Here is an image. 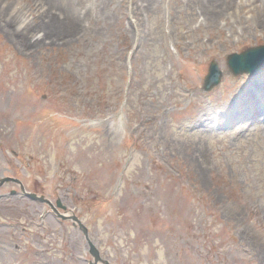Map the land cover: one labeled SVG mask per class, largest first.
Returning <instances> with one entry per match:
<instances>
[{
	"label": "rangeland",
	"instance_id": "rangeland-1",
	"mask_svg": "<svg viewBox=\"0 0 264 264\" xmlns=\"http://www.w3.org/2000/svg\"><path fill=\"white\" fill-rule=\"evenodd\" d=\"M204 2L0 0V264L90 260L20 189L74 210L110 264H264V72L226 67L264 28L249 4L206 25ZM50 11L71 32L36 45Z\"/></svg>",
	"mask_w": 264,
	"mask_h": 264
},
{
	"label": "bare ground",
	"instance_id": "bare-ground-1",
	"mask_svg": "<svg viewBox=\"0 0 264 264\" xmlns=\"http://www.w3.org/2000/svg\"><path fill=\"white\" fill-rule=\"evenodd\" d=\"M205 2L201 5V16L203 20L205 21V24L207 25V22L210 24L216 23L217 18H228L231 17L232 14L236 15L235 13L231 12H226L229 7H235L238 4L239 5H248L249 0H204ZM256 2V4L254 3ZM249 7L253 9L257 14L254 16L255 23L258 24V27L264 28V0H254L249 4ZM243 6L241 7V9ZM50 15L52 14L51 18L48 19L46 22V28L44 30V25H41V29L43 28V34L40 35V33L37 35V42L35 44L37 45L39 42L38 41H56L59 36L62 35H68L65 34L66 32H71L72 24H71V18L70 17H65V21L62 23V19L67 13H71V9H69V12H66L65 15L63 13L56 15V13H52L51 11L49 12ZM77 17V16H76ZM74 18L75 20V25H77L79 22L78 18ZM68 18V19H67ZM71 26V28H69ZM43 37V38H42ZM71 37V36H69ZM43 39V40H41ZM252 88L253 89H258L255 93L256 96H252V98L255 99V105H252L250 109L252 108H261L264 103V99L259 96L258 91H259V84L257 82L252 83ZM253 103V101H250L248 106H250Z\"/></svg>",
	"mask_w": 264,
	"mask_h": 264
},
{
	"label": "water",
	"instance_id": "water-1",
	"mask_svg": "<svg viewBox=\"0 0 264 264\" xmlns=\"http://www.w3.org/2000/svg\"><path fill=\"white\" fill-rule=\"evenodd\" d=\"M264 56V46L259 47V48H255V49H249L242 58H238L236 60L237 62V66L236 68H238V66H244L245 67V71L251 72L252 69H249L253 66L254 63H256L259 59H261ZM216 72V69H212V75ZM212 75H210L208 77V79L211 77L213 78V83L208 87V84L206 86L207 89H209L212 85L216 84L218 82V77H213ZM5 180H1L0 181V185L4 182ZM31 198L36 199L38 201H43L42 198H35L34 195H30ZM76 221V219H75ZM80 228H82V231L84 234H86V230L79 224ZM90 254L93 256L94 258V263L92 264H96L97 261H102L100 260L99 256H98V252L95 250V248L90 245ZM103 264H107V262L102 261Z\"/></svg>",
	"mask_w": 264,
	"mask_h": 264
}]
</instances>
